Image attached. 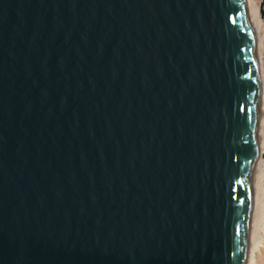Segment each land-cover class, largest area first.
<instances>
[{"label":"water","instance_id":"95a60500","mask_svg":"<svg viewBox=\"0 0 264 264\" xmlns=\"http://www.w3.org/2000/svg\"><path fill=\"white\" fill-rule=\"evenodd\" d=\"M259 93L245 0H0V264H244Z\"/></svg>","mask_w":264,"mask_h":264},{"label":"bare ground","instance_id":"6f19581e","mask_svg":"<svg viewBox=\"0 0 264 264\" xmlns=\"http://www.w3.org/2000/svg\"><path fill=\"white\" fill-rule=\"evenodd\" d=\"M249 0H245L247 18L249 25L253 31L255 37V55L257 62L258 79L261 80L262 70V54L264 47V33L262 30V21L260 19L258 6H254ZM259 105L260 111L258 116V124L255 139V161H254V177L259 176V182L253 187L252 209H251V221L249 232L248 249L245 256L244 264H260L264 260V226L262 224V186L261 180L263 177L261 152L264 149V116L261 113L264 112V86L261 83L259 93ZM262 110V111H261Z\"/></svg>","mask_w":264,"mask_h":264},{"label":"rangeland","instance_id":"374dc122","mask_svg":"<svg viewBox=\"0 0 264 264\" xmlns=\"http://www.w3.org/2000/svg\"><path fill=\"white\" fill-rule=\"evenodd\" d=\"M249 2H251L254 6H258L260 19H261L262 24H263L261 32L264 33V0H249ZM261 80L262 81L260 82V87H261V83L264 86V47H263V54H262ZM259 111H260V108H259ZM261 113L263 114L264 112L262 111ZM263 116H264V114H263ZM263 133H264V126H263ZM261 155H262L261 156L262 168L264 171V149L262 150ZM258 182H259V176L257 175V178L254 177V186L257 185ZM261 186H262V188H261L262 189V196L260 198L262 201V214H263L262 217H264V172H263V177L261 180ZM262 224L264 226V218H262ZM260 264H264V260H262V262H260Z\"/></svg>","mask_w":264,"mask_h":264}]
</instances>
